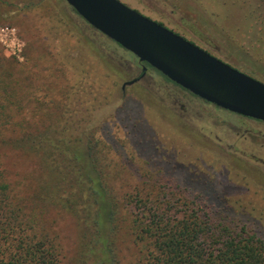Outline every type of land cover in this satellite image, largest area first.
Instances as JSON below:
<instances>
[{
    "label": "rangeland",
    "instance_id": "obj_1",
    "mask_svg": "<svg viewBox=\"0 0 264 264\" xmlns=\"http://www.w3.org/2000/svg\"><path fill=\"white\" fill-rule=\"evenodd\" d=\"M118 1L264 83V0ZM140 68L65 0H0V176L38 236L54 241L60 264H80L78 219L53 196L69 171L43 148L66 127L91 136L96 153L103 148L121 198L193 202L264 241V123L208 104L150 68L122 90ZM126 210L118 258L139 264Z\"/></svg>",
    "mask_w": 264,
    "mask_h": 264
},
{
    "label": "trees",
    "instance_id": "obj_2",
    "mask_svg": "<svg viewBox=\"0 0 264 264\" xmlns=\"http://www.w3.org/2000/svg\"><path fill=\"white\" fill-rule=\"evenodd\" d=\"M76 134L65 127L61 134L47 137L43 148L69 171L53 188V196L78 219L80 264H121L115 243L125 222L121 210L127 206V231L140 245L139 264H264V241L245 226L231 225L219 211H202L188 201L176 208L171 199L159 197L121 198L115 192L117 180L107 174L103 148L98 146L96 153L91 136ZM135 200L142 203L139 209L131 205ZM0 264H60L57 245L38 236L33 220L1 176Z\"/></svg>",
    "mask_w": 264,
    "mask_h": 264
},
{
    "label": "water",
    "instance_id": "obj_3",
    "mask_svg": "<svg viewBox=\"0 0 264 264\" xmlns=\"http://www.w3.org/2000/svg\"><path fill=\"white\" fill-rule=\"evenodd\" d=\"M65 2L92 28L135 56L138 63L206 103L264 123V83L118 0ZM135 82L123 83L122 90Z\"/></svg>",
    "mask_w": 264,
    "mask_h": 264
},
{
    "label": "flooded vegetation",
    "instance_id": "obj_4",
    "mask_svg": "<svg viewBox=\"0 0 264 264\" xmlns=\"http://www.w3.org/2000/svg\"><path fill=\"white\" fill-rule=\"evenodd\" d=\"M139 64V66L141 67L140 68V74L137 76V77H135L134 79H136V82H138V81H140L145 75H146V70H147V67L145 66V64H143V63H138ZM145 67V70L143 71V68ZM152 69V68H151ZM164 77V76H163ZM167 79V78H166ZM133 80V79H132ZM167 81L168 82H170L168 79H167ZM135 82V83H136ZM171 84H173V85H175L174 83H172V82H170ZM176 87H178L177 85H175ZM179 89H181V90H183L182 88H180V87H178ZM183 91H185V90H183ZM185 92H187V91H185ZM189 93V92H188ZM192 95V94H191ZM195 97V96H194ZM203 101V100H202ZM205 102V101H204ZM209 104V103H208ZM212 105V104H211ZM225 111V110H224ZM231 113V112H230Z\"/></svg>",
    "mask_w": 264,
    "mask_h": 264
}]
</instances>
